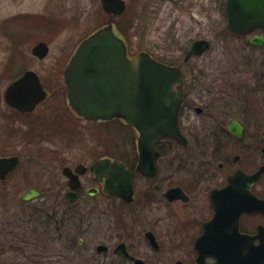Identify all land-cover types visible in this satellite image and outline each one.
I'll use <instances>...</instances> for the list:
<instances>
[{
  "label": "flooded vegetation",
  "instance_id": "flooded-vegetation-1",
  "mask_svg": "<svg viewBox=\"0 0 264 264\" xmlns=\"http://www.w3.org/2000/svg\"><path fill=\"white\" fill-rule=\"evenodd\" d=\"M44 25L48 29L49 24ZM186 48L183 65L209 50L184 61ZM31 55L39 61L46 58ZM16 61L10 59L7 72L19 63L24 68L15 76L8 74L11 81L7 87L26 71L35 72L26 68L25 62ZM171 65L179 68L183 81L177 126L186 144L171 136L159 137L152 149L145 150L154 155L153 164L148 160L143 163L139 132L116 117L97 122L105 131L101 138L104 151L89 164L54 157L42 165L36 163L45 156L32 155L23 167L25 179L31 180L20 202L39 203L30 212L0 214V264H236L237 253L261 243L264 68L249 71V84V79H237L244 77L239 71L213 69L208 73L201 68L187 72ZM39 79L46 98L31 111L9 105L4 99L7 87L0 93V106L7 108L2 115L5 122L26 126L18 133L24 143L61 135L57 113H71L89 121L68 106L66 87L61 94L65 101L53 102L54 97L44 113L42 104L47 103L51 92ZM112 126L115 134L110 137ZM15 132L10 127L6 137L15 136ZM21 152L40 151L0 148V159L17 158V165L0 179V186L20 170L24 162ZM101 159L116 161L130 173L129 201L114 192L113 185L118 182L110 180L107 170L100 174L92 170ZM55 170H60L62 177L48 181L38 174ZM118 178L123 179V173ZM29 189L40 194L25 201L22 197ZM243 237L251 239V246L242 243Z\"/></svg>",
  "mask_w": 264,
  "mask_h": 264
},
{
  "label": "rangeland",
  "instance_id": "rangeland-1",
  "mask_svg": "<svg viewBox=\"0 0 264 264\" xmlns=\"http://www.w3.org/2000/svg\"><path fill=\"white\" fill-rule=\"evenodd\" d=\"M225 1L125 0L123 16L112 19L114 27L119 20L127 28L130 36L128 54L131 56L146 51L187 72H197L201 68L208 73L213 69L236 74L239 71L244 77L237 79H249L248 83L252 84L249 71L264 68V50L226 30ZM108 21L109 16L103 12L100 0H0V93L11 81L8 74L15 76L24 68V64L19 63L6 71L10 59L15 58L18 59L16 63L25 62L26 68L34 70L51 92L47 103L42 104L44 113L54 97L53 102L65 101L61 96L65 89L63 69L69 56L84 36ZM47 24L48 29L43 27ZM199 38L210 40L211 48L202 57H194L183 65L185 48ZM38 41L47 42L49 47L46 58L41 61L31 55V49ZM4 113H7L5 104L0 106V148L38 149L40 152H21L24 162L20 170L4 187L0 186V214L30 212L31 207L39 203L22 205L20 202V196L31 180L25 179L23 167L32 155L45 156L36 163L42 165L53 161L54 157L65 161L84 160L89 164L104 151L101 138L105 131L97 122L80 120L71 113H57L56 119L61 118L58 125L61 135L51 140L24 143L18 133L26 126L20 123L9 126L2 117ZM10 127L16 129V135L6 137ZM112 130L113 126L109 128L110 137L115 134ZM124 134H127L126 130ZM38 174L48 181L62 177L60 170L51 174L39 171Z\"/></svg>",
  "mask_w": 264,
  "mask_h": 264
},
{
  "label": "water",
  "instance_id": "water-1",
  "mask_svg": "<svg viewBox=\"0 0 264 264\" xmlns=\"http://www.w3.org/2000/svg\"><path fill=\"white\" fill-rule=\"evenodd\" d=\"M100 3L109 16H120L126 10L125 0H100ZM225 17L228 32L246 36L247 43L264 48L261 34L264 33V0H226ZM209 46L207 39L191 41L184 61L201 55ZM31 52L42 59L48 46L39 42ZM127 53V44L111 21L94 30L80 42L64 68L66 99L78 117L92 121L120 117L133 126L139 132L141 160L153 164L154 155L145 150L152 149L157 138L171 136L186 144L177 126L183 81L177 66L159 62L146 51L131 58ZM45 98L46 91L33 71H26L4 92L5 101L22 111L33 110ZM16 165V157L1 158L0 179ZM92 170L97 174L107 170L110 180L118 182L113 185L114 192L127 201L131 199V176L122 164L101 159L93 164ZM122 173L124 178L117 180ZM39 194L38 190L29 189L22 199L27 201ZM242 243L251 246V239L243 237ZM236 264H264V237L257 247L237 253Z\"/></svg>",
  "mask_w": 264,
  "mask_h": 264
},
{
  "label": "trees",
  "instance_id": "trees-1",
  "mask_svg": "<svg viewBox=\"0 0 264 264\" xmlns=\"http://www.w3.org/2000/svg\"><path fill=\"white\" fill-rule=\"evenodd\" d=\"M120 22L121 21H119V20L115 22V29H116L117 33H119V35L122 36L125 39V41H126V43L128 45V42L130 41V36H129L128 32H127V28L123 27ZM155 58L158 61L163 62V63H166V64H170V65L171 64H175V63H172V62L168 63L165 60L159 59L157 57H155Z\"/></svg>",
  "mask_w": 264,
  "mask_h": 264
}]
</instances>
